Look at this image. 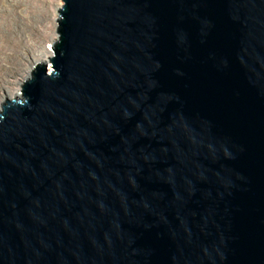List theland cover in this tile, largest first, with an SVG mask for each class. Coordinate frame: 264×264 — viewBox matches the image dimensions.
<instances>
[{
  "label": "water",
  "instance_id": "obj_1",
  "mask_svg": "<svg viewBox=\"0 0 264 264\" xmlns=\"http://www.w3.org/2000/svg\"><path fill=\"white\" fill-rule=\"evenodd\" d=\"M63 2L0 113V264H264V0Z\"/></svg>",
  "mask_w": 264,
  "mask_h": 264
},
{
  "label": "rangeland",
  "instance_id": "obj_2",
  "mask_svg": "<svg viewBox=\"0 0 264 264\" xmlns=\"http://www.w3.org/2000/svg\"><path fill=\"white\" fill-rule=\"evenodd\" d=\"M61 3L64 5L63 0H0L1 112L10 100H6L8 94L14 98L20 94L21 99L22 88L35 68L52 56L50 49L53 51L54 41L60 40ZM45 66L51 74L53 65Z\"/></svg>",
  "mask_w": 264,
  "mask_h": 264
},
{
  "label": "bare ground",
  "instance_id": "obj_3",
  "mask_svg": "<svg viewBox=\"0 0 264 264\" xmlns=\"http://www.w3.org/2000/svg\"><path fill=\"white\" fill-rule=\"evenodd\" d=\"M62 1V0H61ZM62 5L60 6V9H59V12H60V10L63 8V3H61ZM59 18H60V13H59ZM60 35V34H59ZM58 39V38H57ZM55 40L54 41V44L55 43H57L59 40ZM50 51H51V53H52V56L49 58V60L48 61H45L44 63L42 62V63H40V64H42V65H52V63L50 62V59H52L53 58V55H54V51H52V49H50ZM36 63H38V62H36ZM33 70H34V66H33ZM33 72V71H32ZM31 78V77H30ZM30 78H29V80L28 81H30ZM27 81V82H28ZM26 82V83H27ZM22 90H23V88H22ZM11 93V92H10ZM23 95H21V99H23L24 98V96L22 97ZM20 94H18L17 96H16V98H14V97H11L10 96V94H8V98H6V100H8V99H10V100H8V101H11V100H16V101H19V100H21L20 98ZM0 113H1V111H0Z\"/></svg>",
  "mask_w": 264,
  "mask_h": 264
},
{
  "label": "clouds",
  "instance_id": "obj_4",
  "mask_svg": "<svg viewBox=\"0 0 264 264\" xmlns=\"http://www.w3.org/2000/svg\"><path fill=\"white\" fill-rule=\"evenodd\" d=\"M29 102L28 98H27V103Z\"/></svg>",
  "mask_w": 264,
  "mask_h": 264
}]
</instances>
